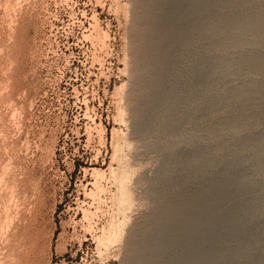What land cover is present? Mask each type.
Returning <instances> with one entry per match:
<instances>
[{"label": "rangeland", "instance_id": "rangeland-1", "mask_svg": "<svg viewBox=\"0 0 264 264\" xmlns=\"http://www.w3.org/2000/svg\"><path fill=\"white\" fill-rule=\"evenodd\" d=\"M180 1L0 0V264H264V0Z\"/></svg>", "mask_w": 264, "mask_h": 264}, {"label": "bare ground", "instance_id": "bare-ground-1", "mask_svg": "<svg viewBox=\"0 0 264 264\" xmlns=\"http://www.w3.org/2000/svg\"><path fill=\"white\" fill-rule=\"evenodd\" d=\"M163 1L167 5H169V6L174 5V6H177V8H179V6L181 7V4H182V1H180V0H163ZM190 1L195 3L197 0H190ZM143 2L144 3L150 2V0H143ZM188 2L189 1H187V3ZM183 8H185V7H183ZM146 20H147V18H146ZM147 21H149V20H147ZM150 23L148 24L149 28H150L148 33H146V35L145 34L140 35V39L142 41L141 42V48L142 49H145L144 46H147V49L150 47V41H151L150 40V33H151ZM170 26L172 27L173 35L171 34L172 38H169L168 41L170 43V46L172 47V50L173 49L175 50L177 47H179V45L181 43L188 40L186 38L188 35L187 34V24L181 23V21L177 20V21H173V23ZM183 26L185 27V32H183ZM153 32L155 33L154 34L155 36H158L159 41L164 40V38H165L164 37L165 36L164 31L154 29ZM182 37H183V39H187V40L179 43L180 39ZM188 37H189V35H188ZM157 89H158L157 98H163V97L165 98V96L168 95L167 94L168 90L166 91V89H164L162 87V85L161 86L157 85ZM168 97H169V95H168ZM168 212L171 213L170 211H168ZM175 215H176V218L173 215H169V216L163 218V222L160 223V225H163V228L158 227L157 230L151 234V235L156 236V239H155L156 248L158 247V249L162 250V249H164V247H166V245H163L165 243V240L163 237H165V239L168 241L172 237V234L175 233L174 235H178L179 232H183V233H181V235H182V237H184L186 239L187 245H186V247L184 246V250L182 252H180V253L178 252L176 254V256L172 258V261L174 264H196L197 259L199 257H201L203 255V253H205L207 251L206 238L208 236H210L209 235L210 233L213 232L215 220L213 218H211V216L208 215L207 213H202L200 215H196V217H194L193 219L191 217L193 214H188L184 218H181V216L178 215L177 213ZM219 222L221 224V221H219ZM184 231L188 232L187 238L185 236ZM183 254H184V256H183ZM172 261H170V262L172 263Z\"/></svg>", "mask_w": 264, "mask_h": 264}, {"label": "water", "instance_id": "water-1", "mask_svg": "<svg viewBox=\"0 0 264 264\" xmlns=\"http://www.w3.org/2000/svg\"><path fill=\"white\" fill-rule=\"evenodd\" d=\"M190 30H191V27H190L189 25H187V34H188V32H190ZM187 39H189L188 35H187ZM185 40H186V39H183V37H182V38L180 39V42H179V43H181V42H183V41H185ZM174 56H175V54H172V55L170 56V57H171L170 60H172ZM191 217H192V219H193L194 217H196V215L193 214ZM178 232H179V231H178ZM178 232H177V233H178ZM184 232H185V236H186V238H187L188 232H187V231H184ZM181 233H183V232H179L178 235L182 236ZM168 238H169V237H168ZM183 256H184V254H183Z\"/></svg>", "mask_w": 264, "mask_h": 264}]
</instances>
